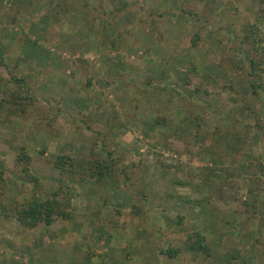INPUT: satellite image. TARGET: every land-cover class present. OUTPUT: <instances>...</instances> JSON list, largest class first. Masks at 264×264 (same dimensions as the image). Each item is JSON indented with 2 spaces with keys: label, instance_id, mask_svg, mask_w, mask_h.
Here are the masks:
<instances>
[{
  "label": "rangeland",
  "instance_id": "1",
  "mask_svg": "<svg viewBox=\"0 0 264 264\" xmlns=\"http://www.w3.org/2000/svg\"><path fill=\"white\" fill-rule=\"evenodd\" d=\"M263 11L264 0H0V264H264ZM254 28L252 94L242 40ZM212 126L245 142L216 146ZM210 152L224 171L208 183ZM63 155L113 163L115 176L80 185L78 166L54 167ZM60 183L75 191L73 217L21 227L14 209ZM194 232L210 255L189 250Z\"/></svg>",
  "mask_w": 264,
  "mask_h": 264
},
{
  "label": "trees",
  "instance_id": "2",
  "mask_svg": "<svg viewBox=\"0 0 264 264\" xmlns=\"http://www.w3.org/2000/svg\"><path fill=\"white\" fill-rule=\"evenodd\" d=\"M86 6V5H84ZM184 12V11H183ZM264 12V11H263ZM264 18V15L262 16ZM253 27V26H252ZM251 27V28H252ZM255 27V26H254ZM257 30H251L248 34H245L243 36V42L251 45L252 50L254 51V55L250 56L248 59V73L246 74V77H248V82L250 85V89L252 94L257 93L258 89L261 88V85L254 82V80H251L250 78L258 76L259 72L261 71L260 69V63H261V50L262 47L259 46V42L261 40L256 39L257 36ZM194 40V39H193ZM192 40V43L195 41ZM3 58L0 54V66H3ZM11 77V76H10ZM13 77V76H12ZM11 82L15 81L18 84H21L23 82L19 78H11ZM228 89H232V86H226ZM226 89V88H225ZM197 88L194 90L195 93H197ZM15 92H11L9 95L15 96L18 98L17 95H14ZM200 117H194V121L199 120ZM156 124H163L164 122L162 120H157L155 119L154 121ZM154 123V124H155ZM198 125V124H197ZM195 124V126L197 127ZM211 133L213 136V143L216 146H219L229 152H234L235 150L238 151V146L242 145L245 142V139L240 136L239 133H236L232 135L229 130H220L216 126L211 127ZM232 137V138H231ZM232 139L231 142H228L229 139ZM210 155L212 157V160L208 166L205 167V172L206 173V179H204L205 182L209 183V177L213 178H219V173L221 171H224L223 169L216 168L215 166H219L220 163H222V157L215 154L214 152L211 153ZM220 159L219 161H216L217 159ZM29 160L30 158L26 155H21L20 157L18 156L17 161L18 162H25L24 166L22 167V172L25 175L26 181H29V183H37V178L32 176L30 174V169H29ZM53 165L57 169H61L63 172L70 173L71 176H74V172L72 171L73 168L78 166L80 171H83V177H81L80 185L85 183L87 179L94 180L95 183L99 184L104 180L114 178L115 173H114V168H113V163L109 164L108 162L104 160H99V159H93V160H80L77 158H74L72 156H57L56 159L53 161ZM68 166V167H66ZM60 170V171H61ZM75 171V170H74ZM87 178V179H85ZM116 182H118L116 180ZM182 183V182H178ZM65 197H63V196ZM75 195V191L70 188L68 185H64L60 183V187L54 191L50 197L44 199V200H39L37 197H32L29 202L25 205L19 206L17 209H14V218L18 222V224L27 229H31L36 227L38 224H44L45 226H51V225H57V226H62L65 221L68 219H71L72 213L68 210L69 206V199ZM145 202V200H143ZM203 200L197 201V204L200 205V202ZM199 202V203H198ZM264 206V204H263ZM207 210V208H202V213ZM130 213L134 214V210L131 209ZM190 245H189V250L194 251V252H201L205 253L206 255H210L211 251L209 246L206 243V238L205 235H203L201 232H194L192 235H190ZM162 254H167L170 257H174L176 255V251L171 250L170 248H166L164 252H161Z\"/></svg>",
  "mask_w": 264,
  "mask_h": 264
}]
</instances>
